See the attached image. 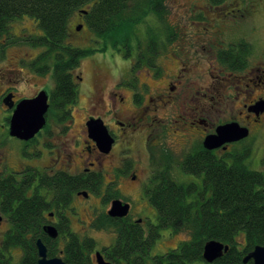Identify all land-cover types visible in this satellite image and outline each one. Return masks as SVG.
<instances>
[{
	"label": "flooded vegetation",
	"instance_id": "1",
	"mask_svg": "<svg viewBox=\"0 0 264 264\" xmlns=\"http://www.w3.org/2000/svg\"><path fill=\"white\" fill-rule=\"evenodd\" d=\"M97 1H90L84 10H76V17L99 38L87 23ZM175 1L182 5V11L189 13L190 32L185 35L177 32L175 37L168 34L170 37L159 44L157 59L149 56L138 58L140 52L144 56L150 38L144 33V47L135 48L131 61L130 79L119 78V73L114 76L112 68L98 73L96 83L86 92L78 134L73 133L75 105L70 108L69 116L51 111V91L34 83L38 77L45 76L40 72L42 64L39 60L45 49L33 43L43 36L37 24L31 19L32 30L24 32L21 28L15 34L12 32L14 24L30 18L15 19L9 23L8 32L0 36V115L5 113L0 122V182L25 188V191L28 184H35V199L44 207L40 211V219L33 226L14 224L11 216L14 206L7 212L0 211V257L7 259L9 264H38L37 240L46 248L47 259L59 258L64 264H74L76 236L81 243L85 239L92 243L89 252H84L87 256L83 264H98V257L105 263L119 264L118 252L114 249L117 244L114 228H97L95 225L100 217L108 216L111 202L119 200L117 195L106 198L105 186L108 189L109 183H103V168L109 165L112 177H107L112 178L110 184L113 186L119 179V172L124 171V153L132 160L135 154L143 153L147 168L144 179L147 184L156 183L160 181L159 171L165 168L170 167L181 174L179 164L184 156L204 149V138L214 134L218 126L237 123L247 130V136L209 152L216 159H224L227 155L245 158V163L251 166L256 163L254 169L246 165L264 177V52L253 64L255 66L250 64V56L245 64H240L239 71H230L217 58L220 52L238 51L241 46L250 44L246 37L228 40L220 36L225 31L223 29H229L235 20L251 19V13L257 9L256 2L240 6L235 0H223L218 4L209 0L202 3L200 0ZM80 29L81 26L77 30ZM34 32L40 34L34 35ZM84 40L87 43L91 36ZM67 41L65 43L76 47ZM25 47L34 53L21 55L15 64L4 58L12 49L22 53ZM102 47L103 43L99 48L81 49L96 52ZM126 50L131 55L132 51ZM162 57H166L171 65L166 71L161 64ZM161 74L160 82L152 86L141 82L145 77L156 79ZM72 79L77 87L81 86L80 75L73 72ZM21 87L23 92L19 93ZM41 91L47 93L49 105L43 128L27 141L10 136L9 123L16 105L24 99L36 97ZM92 119L102 121L112 140L108 152L101 151L89 137L86 123ZM75 175H82L81 179L86 180L89 186H99L95 189L97 193L90 189H74ZM92 177L100 181H93ZM132 180L136 181L137 176L134 175ZM103 185L105 190L100 189ZM31 192H26L25 197ZM96 195L102 200L91 201ZM76 199L80 201L75 207L73 202ZM133 213L129 204V212L124 219L140 226L143 234L147 235L151 225L144 216L135 217ZM73 223L78 225V230ZM24 230L27 233L12 232ZM93 231L109 233L108 243H98L91 236ZM23 236L33 241V252L27 255L29 258L26 250L15 244L17 237Z\"/></svg>",
	"mask_w": 264,
	"mask_h": 264
},
{
	"label": "trees",
	"instance_id": "2",
	"mask_svg": "<svg viewBox=\"0 0 264 264\" xmlns=\"http://www.w3.org/2000/svg\"><path fill=\"white\" fill-rule=\"evenodd\" d=\"M90 1L92 0H0V36L8 32L9 23L23 17L32 19L42 32L43 36L33 40V43L45 49L39 56L42 64L40 72L42 75L49 71L52 73L54 85L50 92V109L67 116L78 100L77 86L72 79L73 72L78 70L83 57L95 52L65 43L67 23L76 10L85 8ZM165 1L98 0L92 6V18H87V23L102 41L101 50L105 49L106 41L114 40L118 33L121 35L129 32H132V40L140 49L144 47L145 41L140 40L143 37L135 38L133 35L141 24H145L143 33L149 35L150 24L147 17L155 14L157 22L153 25H158L162 31L156 37L148 39L144 56L140 52L138 58H156L162 40L168 39V34L177 36V30L165 22ZM209 1L218 4L223 0ZM125 46L128 50L131 49L129 44L125 43ZM243 46L238 51L229 49L220 52L218 60L230 71H239L240 64H245L252 53L250 44ZM126 56H130L129 53ZM179 166L181 174L191 176V181H180L168 167L159 171L160 181L146 184L144 193L156 211V224L151 225L147 235L143 234L140 226L130 224L124 218L115 220L106 215L97 221V228H114L117 235L114 249L118 252L119 264H191L203 260V246L210 240L228 246V250L212 264H243V258L255 246L264 247V177L260 172L250 169L245 158L227 155L224 159H216L204 149L186 154ZM81 177L83 176H74V189L95 191L99 187L89 186ZM62 178L63 174L60 179ZM92 180L100 181L94 177ZM30 190L31 194L25 197ZM36 192L35 184H28L25 191V188L0 182V211L7 212L14 206L11 214L14 224L35 225L40 219V211L44 210L35 199ZM106 198L110 199L111 196L106 195ZM160 229H169L170 233L182 231L188 239L175 249L151 256L150 250L159 238ZM12 232L20 234L27 233V230ZM74 243V264H83L87 256L84 252H89L92 243L89 239L81 243L77 236ZM15 244L26 250V256L33 252V241L25 236L17 237ZM0 264L9 263L7 259L0 257Z\"/></svg>",
	"mask_w": 264,
	"mask_h": 264
},
{
	"label": "rangeland",
	"instance_id": "3",
	"mask_svg": "<svg viewBox=\"0 0 264 264\" xmlns=\"http://www.w3.org/2000/svg\"><path fill=\"white\" fill-rule=\"evenodd\" d=\"M201 1L205 0H200ZM231 1V0H230ZM237 1L240 6L242 5H249L253 2H256V10L251 13V19H242L239 18L234 21V23L229 27V29H223L225 30L223 34H221V38L226 37L228 40H232L234 38H245L250 42V45L252 46V53H251V65L255 63V61L259 58V55L264 52V0H235ZM166 16H165V22L168 23L171 27L175 28L177 32H181L182 34H188L191 30L190 25H188V15L189 13L187 11H182V5H177L175 0H166ZM260 5V6H258ZM259 7V8H258ZM79 10H84V8H80ZM165 12V11H164ZM76 11L71 15V17L68 20L67 23V36L66 40H69L70 42H73V44L76 47L80 48H99L101 46L102 41L95 37L93 34L90 33L89 28L86 26L84 21L78 20L76 17ZM147 15V13L144 15V17ZM165 15V13H164ZM155 17V14H151L147 17V20L150 24V31L149 36L150 37H156L159 35L162 31L161 28H158V25L156 24L157 19ZM143 20V19H142ZM191 23V21H189ZM85 24V25H84ZM81 26L80 30H77ZM144 26L145 24H141L138 26L139 29H136L135 34L133 37H145L146 34H144ZM255 26V27H254ZM200 27V25H199ZM23 29L24 32H27L29 30L33 29V23L31 19H23L14 24V27L12 28V32L17 34L19 33L20 29ZM21 29V30H22ZM40 30L39 28H37ZM79 31V32H78ZM167 31V30H166ZM167 33V32H166ZM34 35H39L40 32L33 33ZM91 36V40H89L87 43L85 42V38H89ZM114 40L106 41V47L104 50L96 51L88 56L83 57V59L80 62V66L78 70L75 72L82 77L81 86L77 87L78 90V100L75 104L73 111V116L75 117V122L73 125V133L78 134V130L80 129V122L83 118V108L86 105V92L89 87H93L94 84L97 81L98 73L105 72L108 68H112L115 73L114 76L119 73V78L123 79H130L131 77V61L136 53V47L137 43L134 44V41L132 40V32L121 34L119 33L114 36ZM127 37V38H125ZM143 40V39H140ZM115 41V43H114ZM27 44V46L31 45L27 42H23ZM125 43L129 44L131 47V55L126 56L128 53L125 47ZM23 48L24 50L22 53L18 52L16 50H11L10 52H7L5 55L6 61L9 60L12 64H15L18 60V58L24 54H30L34 53L33 50ZM98 63L99 65H96ZM161 64L165 66V71L167 68H171L170 63H168V59L166 57L161 58ZM169 64V65H168ZM255 66V65H253ZM51 71L48 73L49 76L45 75L43 78L38 77V79L34 80V83L37 84V87H43L49 92L52 90V77H51ZM261 73L258 72V77H260ZM203 76V75H202ZM201 76V78H202ZM160 78H162V74L158 78H148L145 77L141 79V82H144L149 85H153L155 82H160ZM206 79L204 78L203 81ZM29 82H32V79H30ZM201 82H199V85ZM23 87L19 89V93H22ZM129 90H131L129 88ZM5 115L4 112L0 115V122H2V117ZM124 156V162L123 167L124 171L119 172V179L113 186L110 184V180L112 178V174L110 172L109 165L105 166L103 168V183H109L107 187L105 185L101 186L100 189L105 186V193L107 196L114 197L117 195V198L119 197V200L129 203L132 208V213L135 215V217L138 216H144L145 221L154 226L156 224V211L153 208V206L148 201L144 189L147 184V180L144 179L147 175V168L145 167V156L143 153L135 154V158L132 160L130 159L127 154H123ZM253 156L255 157V152L253 153ZM248 164V162H246ZM249 165V164H248ZM252 169L257 167V164L254 163V166L249 165ZM173 174L180 180V181H191V176H186L184 174H180L178 170L173 169ZM137 176V180L133 181V176ZM108 176V177H107ZM144 179V180H142ZM129 183V184H128ZM101 191V190H100ZM101 196L96 195L93 196L91 201L93 200L98 201ZM102 200V198H100ZM80 201V199H76L73 202V205L75 207L77 206V203ZM98 203V202H96ZM78 208V207H77ZM78 210V209H76ZM79 212V211H77ZM81 212V211H80ZM139 212L140 215H136V213ZM101 218V217H100ZM74 224V223H73ZM75 225V224H74ZM76 229L78 230V225H75ZM91 236H93L98 243L104 245L108 243L110 239L109 233L104 232H97L93 231L91 233ZM188 239V236L184 232H177V233H170L169 229H160L159 230V238L156 239L155 243L152 245L150 250V255H160L163 254L169 250L175 249L181 242ZM191 264H208L204 260L202 261H195Z\"/></svg>",
	"mask_w": 264,
	"mask_h": 264
},
{
	"label": "water",
	"instance_id": "4",
	"mask_svg": "<svg viewBox=\"0 0 264 264\" xmlns=\"http://www.w3.org/2000/svg\"><path fill=\"white\" fill-rule=\"evenodd\" d=\"M48 95L45 91H41L32 99H24L20 101L13 110L9 123V135L20 140L27 141L34 137L45 124V114L48 110ZM89 137L94 140L103 152H108L112 140L109 138L105 127L100 120H89L87 123ZM247 136V130L240 127L237 123H227L220 125L215 129V133L208 135L203 140L204 149L211 151L222 145L239 141ZM85 195V192H82ZM129 204L123 203L121 200H113L107 212L109 217L124 218L128 215ZM51 234L53 231H50ZM36 247L38 251V264H64L59 258L47 259L46 248L37 240ZM228 250V246L223 243L210 240L203 246L202 259L212 264L224 252ZM249 261L252 264H264V247L255 246L242 260L243 264ZM98 264L105 263L98 257Z\"/></svg>",
	"mask_w": 264,
	"mask_h": 264
},
{
	"label": "bare ground",
	"instance_id": "5",
	"mask_svg": "<svg viewBox=\"0 0 264 264\" xmlns=\"http://www.w3.org/2000/svg\"><path fill=\"white\" fill-rule=\"evenodd\" d=\"M128 184H129V183H128ZM249 262H250V261H249ZM249 262H248V263H249Z\"/></svg>",
	"mask_w": 264,
	"mask_h": 264
}]
</instances>
